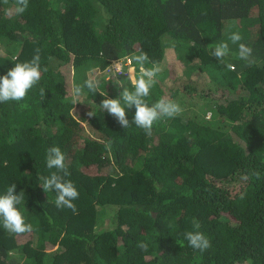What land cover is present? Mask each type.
Returning <instances> with one entry per match:
<instances>
[{
    "label": "trees",
    "instance_id": "trees-1",
    "mask_svg": "<svg viewBox=\"0 0 264 264\" xmlns=\"http://www.w3.org/2000/svg\"><path fill=\"white\" fill-rule=\"evenodd\" d=\"M13 4L0 0V76L37 49L42 74L22 101L0 103V195L16 183L33 225L13 234L0 222V264H264V0H29L8 16ZM233 32L251 64L236 57ZM218 42L229 44L221 64ZM168 49L182 75L157 73L145 100L166 97L179 114L148 136L97 107L100 93L119 96L117 79L133 90L129 77L106 79L109 65L130 58L137 77L133 55L147 53L151 68ZM90 73L97 93L85 88L74 104ZM126 113L131 122L135 108ZM50 147L65 154L75 212L40 187L55 171ZM194 219L207 250L183 238Z\"/></svg>",
    "mask_w": 264,
    "mask_h": 264
},
{
    "label": "clouds",
    "instance_id": "clouds-1",
    "mask_svg": "<svg viewBox=\"0 0 264 264\" xmlns=\"http://www.w3.org/2000/svg\"><path fill=\"white\" fill-rule=\"evenodd\" d=\"M3 2L7 4L8 0H3ZM28 3L29 0H14L13 6L6 9V14L8 16L23 14L28 8ZM229 40L233 44H238V52L235 54L236 57L251 64L252 49L244 43H239L242 40L240 33L233 32L229 36ZM209 47L212 49L211 55L218 58L221 63H223L224 58L229 55V44L227 42H218L209 45ZM132 58L136 64L139 65V75L137 77H130L131 74H134L135 69L131 61V68L126 69V72H131V74L112 76L110 78L106 75V79H115L123 76L129 77L132 81L133 90L125 87L123 83L117 79L114 84L118 89H122L119 96L117 98H109L108 95L105 96L103 93H100L104 96V99L97 107L102 112L106 111L108 114L112 115L125 129L130 126V123L135 124L138 128L143 129L146 135L151 136L155 122L164 117L172 118L179 114L182 109L179 104L166 97H161L151 105L147 103L145 98L149 96L150 89L156 83L154 78L161 69L156 64H153L151 68L145 67V64L150 62L147 53L141 52L140 54L133 55ZM127 59L130 58H125V60ZM40 61L41 57L39 49H37L36 54L30 61L15 63V66L10 69L6 75L0 76V103L9 101L20 102L26 97L28 91L41 79L42 70ZM113 63L115 67H119V60ZM111 65L107 68L111 67ZM226 67L228 69H233L234 66L228 63ZM43 71H47V69L45 68ZM99 83V80L90 73L83 85H77L71 89L73 103L78 104L77 101L80 100L85 88L92 94L97 93ZM40 94L41 96L45 95L44 89L40 90ZM133 107L135 108V114L130 122L127 118L126 109H131ZM87 115L89 117L94 116L92 111L88 112ZM65 160V154L60 147H50L47 149L46 166L50 170L55 169V171H51L49 176L39 177L41 180L40 187L45 193L50 191L56 193L55 204L58 208L66 207L75 212L76 207L73 201L78 199L79 192L73 181L65 179V177L70 176ZM24 194V191H20L17 194V185L13 183L6 188L3 195H0V222H2L3 228L9 233L23 234L33 231V225L26 222L23 213L18 208V205H21L23 202ZM193 225L197 231L185 232L183 236L184 240H186L188 245L193 249H198L200 251L207 250L211 247L210 240L202 232L198 231L200 223L197 220H193ZM169 227H171V225H169ZM176 242L180 247H183V241ZM137 246L144 250L147 248V245L142 242Z\"/></svg>",
    "mask_w": 264,
    "mask_h": 264
},
{
    "label": "rangeland",
    "instance_id": "rangeland-1",
    "mask_svg": "<svg viewBox=\"0 0 264 264\" xmlns=\"http://www.w3.org/2000/svg\"><path fill=\"white\" fill-rule=\"evenodd\" d=\"M218 63L221 64L220 62H218ZM168 66H170V68H168ZM159 67L161 69L160 73L161 72H164L165 70L168 69L172 73L171 76H177V77H179V76L182 75V68H183V66H180L177 63V60H176L173 52L172 51H169V49L167 50V53H166V62L164 64H162L161 66H159ZM215 68L217 70H219V65H217ZM213 75L214 76H217L218 75V72L217 71H214L213 72ZM130 77L135 78V75L134 74H131ZM209 82H211V81H209ZM210 88L213 89V93H214L215 92V89H214L213 84L209 85L206 88L205 91H211Z\"/></svg>",
    "mask_w": 264,
    "mask_h": 264
},
{
    "label": "built area",
    "instance_id": "built-area-1",
    "mask_svg": "<svg viewBox=\"0 0 264 264\" xmlns=\"http://www.w3.org/2000/svg\"><path fill=\"white\" fill-rule=\"evenodd\" d=\"M132 62L130 59L119 60V67H115L114 63L106 71V75L110 78L112 76L129 75L131 72H126L127 68H131Z\"/></svg>",
    "mask_w": 264,
    "mask_h": 264
}]
</instances>
